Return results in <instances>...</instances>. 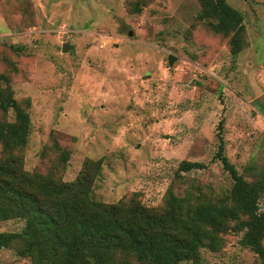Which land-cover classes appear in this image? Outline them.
Wrapping results in <instances>:
<instances>
[{
    "label": "rangeland",
    "instance_id": "1",
    "mask_svg": "<svg viewBox=\"0 0 264 264\" xmlns=\"http://www.w3.org/2000/svg\"><path fill=\"white\" fill-rule=\"evenodd\" d=\"M225 1L242 17L233 57L228 35L198 18L197 0H0L1 97L5 89L29 119L25 144L0 146V158L10 154L18 170L69 187L92 160V200L161 213L167 191L190 203L227 201L231 179L214 155L220 135L227 160L258 187L264 0ZM12 118L10 108L0 110V121ZM181 160L199 166L177 171ZM260 191L255 213L264 212ZM23 223L0 220V232H19ZM252 234L228 221L217 250L201 247L179 264H264L245 244ZM259 236L264 248V230ZM106 255L138 264L131 253ZM0 264H31L20 239L0 248Z\"/></svg>",
    "mask_w": 264,
    "mask_h": 264
},
{
    "label": "trees",
    "instance_id": "2",
    "mask_svg": "<svg viewBox=\"0 0 264 264\" xmlns=\"http://www.w3.org/2000/svg\"><path fill=\"white\" fill-rule=\"evenodd\" d=\"M197 1L201 9L198 18L206 19L212 32L228 35L229 53L236 55L241 43L240 13L225 0ZM4 83L5 77L0 74V97ZM7 107L13 118L6 123L0 121V146L4 152L23 146L29 132L27 112L4 89L0 110ZM218 136L214 155L231 179L227 201L190 203L186 196L167 191L161 213H152L137 202L105 205L92 200L90 185L97 170L92 160L83 163L75 177V187L72 183L69 187L70 182L18 170L10 154L0 158V220H24L19 232H0V248L20 239L31 264H128L108 260L106 253L115 249L131 253L138 264H179L195 260L201 247L217 250L227 222L236 221L253 231L245 244L264 257L259 242L264 212H254L260 188L264 189V177L260 173L256 187L239 176L223 154ZM60 159L67 160L64 151ZM197 166V162L181 160L177 171Z\"/></svg>",
    "mask_w": 264,
    "mask_h": 264
},
{
    "label": "water",
    "instance_id": "3",
    "mask_svg": "<svg viewBox=\"0 0 264 264\" xmlns=\"http://www.w3.org/2000/svg\"><path fill=\"white\" fill-rule=\"evenodd\" d=\"M130 34H131V32L128 31L127 35H130ZM69 47H70V45L67 42H64L61 44V50H63V51L67 50ZM167 61H168V64H170L172 61V58L169 55L167 56Z\"/></svg>",
    "mask_w": 264,
    "mask_h": 264
}]
</instances>
